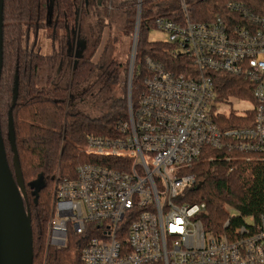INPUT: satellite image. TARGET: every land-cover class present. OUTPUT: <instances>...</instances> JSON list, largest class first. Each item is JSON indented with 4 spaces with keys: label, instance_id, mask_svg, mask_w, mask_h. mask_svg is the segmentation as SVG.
Listing matches in <instances>:
<instances>
[{
    "label": "built area",
    "instance_id": "built-area-1",
    "mask_svg": "<svg viewBox=\"0 0 264 264\" xmlns=\"http://www.w3.org/2000/svg\"><path fill=\"white\" fill-rule=\"evenodd\" d=\"M169 1L182 18L156 17L152 29L166 34L162 42L182 60V72L146 59L149 75L133 105L129 71L127 118L115 135L76 145L90 162L72 178H54L45 245L64 249L71 234L79 264H264V213L230 214L226 206L217 233L202 224L204 204L190 205L184 195L195 186L185 171L205 150L245 154V162L264 154V15L231 2L224 15L194 22L186 0ZM220 73L250 82V109L219 111L246 102L219 100L212 74ZM231 114L250 126L225 127L221 117Z\"/></svg>",
    "mask_w": 264,
    "mask_h": 264
},
{
    "label": "trees",
    "instance_id": "trees-1",
    "mask_svg": "<svg viewBox=\"0 0 264 264\" xmlns=\"http://www.w3.org/2000/svg\"><path fill=\"white\" fill-rule=\"evenodd\" d=\"M136 2L137 0H128V8L124 11L131 34L135 29ZM231 2L239 3L259 16L264 15V0H186L185 3L189 19L204 22L217 15H224L226 5ZM3 4L0 132L6 160L15 178L8 132L10 114L14 146L26 192L23 203L30 217L32 264H79L71 234L68 246L64 249L45 245L54 178L57 175L60 179L72 178L77 165L90 162L79 154L76 145H84L87 136L115 135L117 124L127 118L130 57L126 64L120 63L106 70L111 77L115 76L114 79H118L120 71L125 73L122 96L111 102L107 112L93 118L82 112L71 113L66 110L65 97L68 89L76 90L92 75L95 51L87 57L80 56V62L72 68L64 89L52 86L51 70L59 59L62 67L66 63L65 29L76 24L77 7H80L82 16L87 18L88 12L100 7L99 1L3 0ZM140 14L130 83L133 105L149 75L145 66L146 59L176 73L182 72L178 65L182 60L174 59L169 54L167 43L148 40L156 17L164 16L174 21L182 18L177 3L169 0H142ZM89 30L91 37L94 33L91 28ZM43 31L47 32V39L50 38L59 45L52 54H42V48L37 45L39 34ZM61 32L64 33L60 36ZM86 42L88 48L90 45H97V39L89 44L88 38ZM44 69L48 71V75L45 83L39 86V73ZM212 78L220 101L231 103L235 99L248 102L252 100L250 82L224 73L212 74ZM15 89L17 96L13 101ZM243 117L231 114L228 118L221 117L220 121L225 127L250 126V123L243 122ZM226 156L231 160L226 161ZM244 156L246 155L208 149L185 171L195 177V186L184 194L186 202L190 205L204 204L202 224L209 231L224 232L223 225L228 218L226 206L243 216H259L264 213V154L250 162H245ZM40 178L42 182L38 183ZM238 222L239 219L230 226L234 227Z\"/></svg>",
    "mask_w": 264,
    "mask_h": 264
},
{
    "label": "rangeland",
    "instance_id": "rangeland-1",
    "mask_svg": "<svg viewBox=\"0 0 264 264\" xmlns=\"http://www.w3.org/2000/svg\"><path fill=\"white\" fill-rule=\"evenodd\" d=\"M100 7L96 10L88 12L87 18L82 16V11L77 9V21L79 28L82 31V36L89 38V44L97 39L96 47L87 49L82 42L75 41L72 49L66 58V63L63 64V71H60L59 59L54 68H52L51 84L53 87L63 88L68 84L71 71L74 66L80 62V57H87L91 52L95 51L94 55V70L92 75L76 90L68 89L67 97H65L66 110L71 113L82 112L89 117L102 116L111 105L113 100L120 99L122 96V87L125 85V73L120 71L118 79H114V75L107 74V68H112L117 64H126L129 58L131 63V53L133 48V34H131L126 23L125 10L128 8V0H100ZM126 2V3H125ZM123 3V4H122ZM175 9V7H172ZM93 30V36L90 37V30ZM64 33V32H63ZM60 33V36L63 34ZM131 34V36H130ZM47 32L43 31L39 34L37 45L44 55L52 54L58 46L56 41L46 37ZM166 38L165 33L151 29L148 34V40L152 42H162ZM67 54V53H66ZM78 55V56H77ZM129 55V56H128ZM74 63V64H73ZM48 71L44 69L38 77L39 86L45 83ZM50 84V85H51ZM236 100V99H235ZM235 100H233L235 102ZM244 109H250L248 101L224 105L219 110L222 113L237 110L241 112ZM53 192V189H52ZM51 192V197H52ZM230 214H237L234 209L230 210ZM47 229V228H46Z\"/></svg>",
    "mask_w": 264,
    "mask_h": 264
},
{
    "label": "water",
    "instance_id": "water-1",
    "mask_svg": "<svg viewBox=\"0 0 264 264\" xmlns=\"http://www.w3.org/2000/svg\"><path fill=\"white\" fill-rule=\"evenodd\" d=\"M98 1L100 4L101 1ZM3 6V0H0V73L3 64ZM134 50L131 53L132 59L128 70L131 75L133 72ZM79 57L80 56L77 58ZM129 94L128 91V96ZM16 96L17 89L14 91L13 101L16 100ZM8 117L9 143L12 148L15 178H13L6 160L5 146H3L2 134L0 132V264H32L33 245L30 217H28V213L25 210L23 203L26 192L22 180V174H20L17 151L14 146L12 117H10V114ZM41 182L42 179L40 178L38 183Z\"/></svg>",
    "mask_w": 264,
    "mask_h": 264
},
{
    "label": "flooded vegetation",
    "instance_id": "flooded-vegetation-1",
    "mask_svg": "<svg viewBox=\"0 0 264 264\" xmlns=\"http://www.w3.org/2000/svg\"><path fill=\"white\" fill-rule=\"evenodd\" d=\"M77 9L81 10L79 6L77 7ZM77 9H76V11H77ZM76 14H77V12H76ZM65 35H66V39H65V45H66L65 56H66V58L68 57V54L70 53L71 49L73 48L72 45L75 44V41H76V43L81 41L82 44L85 45L87 43L86 41L88 40V37L82 36V31L79 28V23L77 21V18H76V24L73 27L65 29ZM85 47L87 49V44L85 45ZM60 65L62 66V62L60 63ZM61 66H60V69L62 68ZM75 67L76 66H74L73 68H75Z\"/></svg>",
    "mask_w": 264,
    "mask_h": 264
}]
</instances>
